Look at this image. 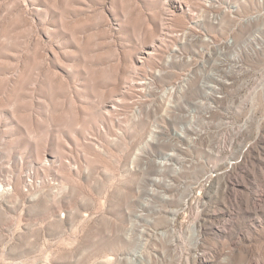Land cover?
I'll list each match as a JSON object with an SVG mask.
<instances>
[{
    "label": "rangeland",
    "instance_id": "rangeland-1",
    "mask_svg": "<svg viewBox=\"0 0 264 264\" xmlns=\"http://www.w3.org/2000/svg\"><path fill=\"white\" fill-rule=\"evenodd\" d=\"M199 9L0 0V264H264L263 58L222 72L216 101L199 69L159 92L186 73L165 61L178 40L207 49L178 36Z\"/></svg>",
    "mask_w": 264,
    "mask_h": 264
},
{
    "label": "built area",
    "instance_id": "built-area-1",
    "mask_svg": "<svg viewBox=\"0 0 264 264\" xmlns=\"http://www.w3.org/2000/svg\"><path fill=\"white\" fill-rule=\"evenodd\" d=\"M196 1L200 6L199 11L192 12L188 10V15L191 17L190 22L178 36L184 39L195 36L207 45V49L200 56L196 50L189 52L192 47L185 40L177 41V48L165 61L168 68L173 64L184 66L186 73L175 85L160 86L161 96L168 99L169 102H172L175 96L188 88V82L192 78L194 70L213 72L203 80L202 88L207 99L216 101L221 98L218 83H226L222 72L252 70L255 69L252 64L257 62L260 57L264 60V10L244 16L241 5L232 2V0ZM226 18L232 20V25L225 26ZM205 23L213 28L215 34L209 33L205 27H201ZM218 31H221L223 35L220 42L215 40L219 34ZM209 47L212 49L217 48L215 57L212 49L208 50ZM226 49L231 53L228 54ZM199 58L202 61H199ZM246 59H249L252 64L246 63ZM259 70L264 71V67ZM146 80L150 81L149 79H142L141 81V83H144L142 84L143 88H146V85L149 84ZM260 90H262V87L257 92ZM208 109H213L211 103H208Z\"/></svg>",
    "mask_w": 264,
    "mask_h": 264
},
{
    "label": "bare ground",
    "instance_id": "bare-ground-1",
    "mask_svg": "<svg viewBox=\"0 0 264 264\" xmlns=\"http://www.w3.org/2000/svg\"><path fill=\"white\" fill-rule=\"evenodd\" d=\"M143 84H144V83H143ZM151 139H152V138H151ZM182 139H186V141L189 143V145H191L192 141H191L190 138H188V137L182 135ZM176 158H177L176 153H170V154H166V155H164L162 161L159 162L161 169H165V168H167L168 166H170V165L172 164L171 162H172L173 160H175ZM182 162H183L182 159H181V161H180V159H179V163H180L181 165L183 164ZM155 181H158V180L155 179ZM176 213H177L176 211H173V213H172L173 216H174ZM137 254H138V253H137ZM137 254L135 255L136 257H138ZM138 255H139V254H138ZM139 256H140V255H139Z\"/></svg>",
    "mask_w": 264,
    "mask_h": 264
}]
</instances>
